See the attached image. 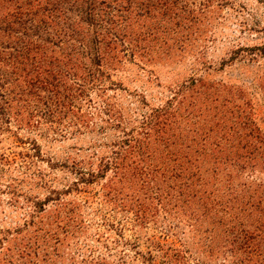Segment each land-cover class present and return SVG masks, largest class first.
Segmentation results:
<instances>
[{
	"label": "rangeland",
	"instance_id": "obj_1",
	"mask_svg": "<svg viewBox=\"0 0 264 264\" xmlns=\"http://www.w3.org/2000/svg\"><path fill=\"white\" fill-rule=\"evenodd\" d=\"M33 10L39 52L93 78L75 114L0 115V264H264V0Z\"/></svg>",
	"mask_w": 264,
	"mask_h": 264
},
{
	"label": "trees",
	"instance_id": "obj_2",
	"mask_svg": "<svg viewBox=\"0 0 264 264\" xmlns=\"http://www.w3.org/2000/svg\"><path fill=\"white\" fill-rule=\"evenodd\" d=\"M40 1L0 0V87H4L9 78L17 82V91L13 92L10 100L2 98L3 94L0 93V115L7 113L11 102L16 101L20 109L22 107L20 111L24 114L25 110L29 115L26 122H31L33 116L30 115L31 110L26 109L31 99L42 106L43 116L50 117L59 110L77 113L75 98L85 92L83 82H92L90 79L93 78L91 73L83 77L81 73H69L66 69L59 73L55 59H46L39 52L37 43L26 34V29L33 27V9L38 7ZM39 22L44 23L41 19ZM63 60L62 65H67L69 59L65 57ZM70 75L72 78L68 77ZM73 76L79 81L75 82Z\"/></svg>",
	"mask_w": 264,
	"mask_h": 264
}]
</instances>
